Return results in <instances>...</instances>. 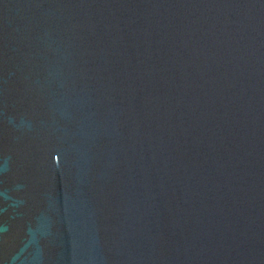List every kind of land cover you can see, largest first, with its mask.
Instances as JSON below:
<instances>
[{
	"label": "water",
	"instance_id": "water-1",
	"mask_svg": "<svg viewBox=\"0 0 264 264\" xmlns=\"http://www.w3.org/2000/svg\"><path fill=\"white\" fill-rule=\"evenodd\" d=\"M0 264H264V0H0Z\"/></svg>",
	"mask_w": 264,
	"mask_h": 264
}]
</instances>
